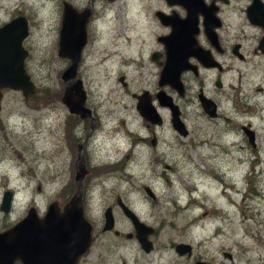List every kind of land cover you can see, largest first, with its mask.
<instances>
[{"label":"rangeland","instance_id":"rangeland-1","mask_svg":"<svg viewBox=\"0 0 264 264\" xmlns=\"http://www.w3.org/2000/svg\"><path fill=\"white\" fill-rule=\"evenodd\" d=\"M61 1H67L75 8L89 5L91 13L95 11L101 15L100 19L85 24L87 42L76 69L87 94L85 105L91 111L99 112L102 118V130L96 132L89 149L96 155L95 162L104 163L105 168L97 170L88 179L87 203L84 205L87 219L92 221L94 236L88 257L90 261L93 264H172L176 254L170 243L186 241L194 250L212 255H219L222 250L229 251L233 256L232 263L238 259L241 264H257L258 258L264 256V245H260L257 235H254L259 229L233 207L226 206L225 201L228 202L227 196L232 195V191L228 194L220 192L221 186L210 179L209 173L199 175L196 148L186 145L182 148L181 144L194 142V134L183 139L175 136L164 111L162 114L166 123L160 134L162 142L156 150L166 154L165 165L170 169L161 165L154 172L147 161L150 149H146L144 144L130 142L128 129L132 128L134 134L145 132L129 92H135L139 84L149 81L152 72L151 68L139 63L140 44L144 40L145 52L149 51V46L159 48L154 43V37L165 30L153 10L165 9L164 3L161 0H0V24L18 15L27 19L29 32L24 45L29 53L25 62L39 92L43 89H48L49 93L58 90L62 83L61 73L69 64V60L57 55ZM220 16L224 22L220 33L230 42L241 30L247 35L254 31L244 12L240 13L233 7H224ZM243 53V60L228 52L219 57L216 55L229 70L221 75L220 89L214 86L213 75L217 72L209 70V79L204 80L205 89L220 104L218 110L229 107L234 101L238 103L244 108V121L249 120L259 130L258 133L263 134L264 55L256 53L253 56L246 50ZM127 60L131 61L124 67ZM119 76L124 77L127 87L124 88L118 81ZM184 78L187 88L182 97L167 87L166 90L180 103V110L190 129L192 111H198L195 92L200 77L185 75ZM155 86L154 81L148 88ZM3 97L0 108V199L5 188H9L13 192V202L8 212L0 211V231L22 218L30 206L39 215L44 214L52 201L62 206L72 190L68 186V153L63 149L66 106L60 99H53L35 109L14 91L5 93ZM108 111L109 116L106 114ZM218 123L221 125L220 120ZM211 133L215 135L212 128L204 137L211 138ZM260 136L264 146V135ZM240 144L245 147L243 141ZM208 150L209 146L202 150V157L205 158L202 164L215 163L213 172L217 174L219 169L227 172L225 166L228 161L231 169L232 162L236 188H240L238 181L241 176L249 171L254 187L264 182V152L254 157L255 160L262 159L263 163L259 166L253 164V156L247 154L248 164L241 171L236 154L231 159V154L228 158L227 155H219L216 150L217 154L212 156L211 150ZM186 155L189 158H185ZM108 162H116L115 169ZM205 167L208 169V166ZM161 172H165V177H159ZM144 185L150 186L155 200L143 192ZM116 197L127 202L144 223L156 230L150 238L154 249L149 254L143 253L134 239L125 238V234L132 231L128 225L123 227V217L117 208L114 215L118 228L123 229L122 234L116 237L112 233L98 232L100 214ZM238 200L239 195H236L235 201ZM260 230V239L263 240L264 224ZM229 262L225 261V264Z\"/></svg>","mask_w":264,"mask_h":264},{"label":"water","instance_id":"water-1","mask_svg":"<svg viewBox=\"0 0 264 264\" xmlns=\"http://www.w3.org/2000/svg\"><path fill=\"white\" fill-rule=\"evenodd\" d=\"M112 1V0H108ZM168 5H179L185 9V15L180 18L176 13L165 15L160 10L156 12L158 21L170 26V33L160 36L158 41L164 44L166 56L159 74L158 85L169 86L183 95L180 74L191 69L196 73L195 66L188 61L194 57L202 66L213 67L217 65L209 54L196 41L198 33V15L201 16L203 31L206 39L218 48L217 34L214 28L220 25L216 16L217 8L211 1L205 0H166ZM62 18L58 33L57 55L69 60L68 66L61 73L64 90L60 98L66 106L68 113L80 118L91 117L89 108L84 105L86 98L83 83L77 77V66L80 54L87 42L86 22L89 18V5L80 11L69 3H62ZM245 18L251 25H256L264 32V7L259 0H252L245 8ZM29 27L25 16H16L0 24V100L1 89L8 88L19 91L25 99L34 93L35 85L30 75L25 72L24 58L28 51L22 46V40L28 35ZM261 51L264 49V34L259 40ZM218 66V65H217ZM218 87V81L216 82ZM144 91L139 97L135 109L140 117L150 121L159 122L155 112ZM159 104L167 107L171 113V125L174 129L185 134L179 117L177 104L165 91L156 93ZM201 107L209 116H215V102L206 98L202 91L198 95ZM1 111V109H0ZM249 137V136H248ZM251 140V137H249ZM82 173H76V190L60 208L56 201L49 203L41 217L33 206L27 213L12 226L0 231V264H76L77 259L84 254L90 246L91 225L84 217L80 198V180ZM145 193L149 196L150 189L145 186ZM152 197V196H151ZM13 193L6 189L0 199V211L6 213L12 205ZM124 216L130 220L136 241L141 249L147 253L151 249L149 236L155 232L153 227L138 219L136 213L119 201ZM113 220L109 210L105 212L104 229H111ZM132 234H127L131 237ZM189 244L177 243L174 247L179 254L189 252Z\"/></svg>","mask_w":264,"mask_h":264},{"label":"flooded vegetation","instance_id":"flooded-vegetation-1","mask_svg":"<svg viewBox=\"0 0 264 264\" xmlns=\"http://www.w3.org/2000/svg\"><path fill=\"white\" fill-rule=\"evenodd\" d=\"M161 1L164 3L165 9L159 8V9L153 10L155 17H156V12L160 10L165 15H171V13L174 12L180 18H183V16L185 15V9L181 8L179 5H174V4L168 5L166 0H161ZM211 1L214 3L216 7H218L216 16L220 20V25L217 28H214L217 34V42L219 43L218 48L214 47L211 44V42H209L206 39L205 33L203 31L202 19L200 15H198V20H199L198 33L195 34V39L197 43L204 50H207V49L209 50V54H211L212 58L215 60L218 66L215 65L213 67H205V66H202L199 63V61L195 59L194 57H189L188 61L191 65L195 66L196 73H194L191 69H187L181 72L180 77H179L181 78L182 87L184 90L183 95L187 88L186 79L184 78V76L189 75L194 78H197L198 76L200 77V79L198 80L197 88H196L197 92H195V100L197 101V104H198V111L197 109H194L192 111V114H191L192 117L190 121L192 126L189 129L188 124L185 123V115L180 110V103L177 102V100H175L172 97L170 91L166 90V87L169 88L170 90H173V89H171L167 85L162 86V87L158 85V81H159L158 77L162 69L164 60L166 58V56L164 55V52H165L164 44H162V42L160 43L158 41V38L160 36H165L170 33V26L162 24L159 21V23L162 25V28L165 30L160 35H157L154 37V43L155 45H159V48H152L151 46H149L148 48L149 51L145 52L143 49L144 43H145L144 40H141V44H140L141 48H140L139 56H138L140 59L139 63L145 66L146 68L152 69L151 74L149 73L151 75L150 78H148L149 81H143L141 84H139L138 86L139 89H137L135 92H132V91L129 92V98L132 101V103H134V107H135L138 101V97L142 93H144V91H146L148 93L147 96L149 98L150 103L153 105L155 112L159 116V122H156V121L150 122L140 117L141 118L140 122L143 126L141 128L144 129L145 133L140 134L137 132L136 134H134L135 132L132 128L130 130L128 129L127 132L129 133L131 144H135L138 142L139 145L142 146V144H144L146 146V149L148 150L150 149V152L148 153L147 161L149 165L153 168V172L155 171V168L157 166H161V165H164L165 168L170 169L167 165H165L166 154L164 152H158L156 150L158 144L162 142V138L160 137V134L162 133L164 129V124L166 123V119L164 115L162 114L164 111L168 115L167 123L169 125V128L171 129L172 133L175 136L183 139V138H187L189 134H194L196 136V139L194 140V142L193 141L192 142L186 141L184 143L182 142L181 143L183 145L182 148H185V145L187 147L194 146L196 148L198 162H200L196 166L199 175L201 174L203 175L204 173H209L210 179L217 181L218 184L221 186L220 192L228 194V192L230 193L232 191L231 192L232 195L228 194L227 196L228 202L225 201L226 206L233 207V210L238 211L242 215V217L245 218V220L247 221L251 220L253 225H255L257 229H259L257 230V232L254 233V235H257L260 245L263 246L264 239L263 240L260 239V236H261L260 228L264 224V217H261L262 213H264V182H260L259 184H257L256 187H254L252 183V179H249V173H250L249 171L248 173H246V175L243 174L241 176L240 181H238L239 178H237L240 188H236L237 184H236V179L234 178V173L232 172L233 170L232 162H231V169H230V161H228L225 166V169L227 170V172L222 169H219L216 174L215 172H213V168H216L215 167L216 164L213 163L211 165L208 162L202 164V160L205 161V158L202 157L201 153H202V150L206 148V146H209L208 151L210 152L211 150L210 153L212 154V156H215L217 154L216 150L219 151L218 153L219 155L224 154V155H227L228 158H230L229 155L231 154V159L236 154L235 156H236L237 164L240 167L241 171L243 169V166L248 164L249 160H247V154L253 156V159H252L253 164H256L259 166V163H263L262 159L255 160L254 157L255 156L259 157L261 152H264V146L260 142V139H261L260 135L263 136L264 133L263 134L258 133L259 130H257L249 120H247L246 122L244 121L245 119L244 118L245 117L244 108L239 107L238 103H236L235 101L229 107H225V108H222L221 110H218V108L220 107V104L214 99L213 96L207 93V89H205L204 80L208 81L209 77H207V73L209 70H215L217 74L213 75L214 86L215 88L220 89L222 85L221 75L223 74L224 71L229 70V68L226 65H224V63L220 62L221 60L218 61V57L220 55H224L227 52L230 55L235 56L239 60H243V58L245 57L243 53V51L245 50L248 52L250 51L253 56H255L256 53L260 55H264V49L263 51H261L259 44H258L264 32L258 26L251 25L249 23L252 26V29L254 28V31L250 33L249 35H247L243 33V30H241V32H238L239 34L235 36L234 40L230 42V40H228L227 38H224L222 34L220 33L221 31L220 28L224 24V22H222L220 15L223 13L224 7L225 8L233 7L235 10H238V12L240 13L244 12V15H245V8L251 4L252 0H205L206 3H209ZM61 2L63 3V1ZM259 2H261L264 7V0H259ZM87 7H84V8H87ZM84 8L79 7L75 9L78 12ZM61 11H62V8H61ZM89 13L90 15H89V18L86 24L94 22V20L100 19L101 17V15L95 13V11L91 13L90 9H89ZM61 18H62V14L60 16V22H61ZM26 37L23 38L22 43H21V46L25 50H27L24 45V41L26 40ZM216 55H218V57ZM27 56L23 60L26 73H28L26 62H25ZM129 61L131 60H127V62L124 63V67H127L129 65ZM155 68H156V72H154ZM152 78L156 82V86L150 89L148 88L149 85H151L154 82ZM118 81L122 83L124 88L127 87V82L124 81L123 76H119ZM217 81L219 84L218 87L216 86ZM159 90L165 91L172 98V102L177 104V108L180 113L179 114L180 120L182 124H184L182 131L184 130L185 134H181L182 132H179V130L174 129L173 125H171V121H170L171 113L169 109L165 106L162 107L157 101L156 93ZM12 91L20 93L19 91H16L13 89L12 90L8 88L1 89L0 108H1V105L4 99L3 97L4 94L12 92ZM173 91H176V90H173ZM201 91H202V94L206 98L208 99L210 98L211 100L215 102V111H216L215 116H211V115L209 116L202 109L201 103L198 100V95ZM183 95H179V96L182 97ZM86 103H87V94H86V98L84 101V105ZM228 108H229V111H227ZM90 113H91L92 118L90 117L80 118L75 114L68 113L67 111L64 124H63L64 141H65V145L63 146V149H65L68 153L66 164H67L68 172L70 176L68 186L72 189L71 191L73 194L74 191L76 190V184H77L76 173H82V177L80 180V187H81L80 198H81V203H82V210L84 211V217L86 218L87 221L89 220L87 219L86 212L84 210V205H86L87 203L86 192H87V184L89 183L88 179L90 178L91 174L97 172V170L105 168L104 163L95 162L96 155H94L91 152V149H89L91 146V141L94 135L96 134V132L99 130H102L100 126L102 118L99 112H96V110L94 112L90 110ZM109 113L110 111L106 112L107 115ZM228 113H229V116H228ZM218 120H220L221 125L218 123ZM200 123L202 125H200ZM141 128H139V130H141ZM211 128L213 129V132L215 135L211 133L212 135L211 138L204 137L206 136L207 130ZM218 128H220L221 130H219ZM222 135H224L223 141H222ZM190 136H193V135H190ZM248 136L251 137V140L249 139ZM229 139H230V146H229ZM241 141L245 143V147H242V145L240 144ZM258 143H260V145ZM206 155L207 153H205V157ZM200 156L203 159L199 158ZM185 158H189L188 155H186ZM108 164L109 166L113 165L112 169H115V167L117 166L116 162H108ZM205 166H208V169H206ZM202 167H204V169ZM153 175L157 176V174H153ZM158 175L160 178H162V177H165L166 174L165 172H161ZM230 179L232 180V183ZM145 186H148V185H144L142 187L143 192H145V188H144ZM148 187L151 192L150 195L152 196V197L150 196V198L152 200H155V195L153 191L151 190L150 186ZM6 189H9V188H5V190ZM236 195H239L238 202L235 201ZM119 201H122L128 208L134 211V209H132L129 206V204H127V202H124L122 198L116 197V199H114L113 202H111L109 205H106V207L100 214L99 223L97 225L98 232H101L106 235H110L112 233L116 237H119L120 234H122L123 229L120 230L118 228L117 220L114 215V209L117 208L121 213V217H123V223H122L123 227L128 225L130 227V231H132V232L126 233L125 238L134 239L136 241L135 237H133L134 236L133 226L130 220L124 216L121 208L119 207ZM62 206H59V207L61 208ZM220 209L222 210V208ZM106 210H109V213L111 214V218L113 220V225L111 229H108V230L104 229ZM138 219L140 218L138 217ZM140 220L143 221L142 219ZM89 223L91 225L90 246H89V249L77 259L76 264H93V261H90V258H88L89 251L93 245L92 241L94 239L93 232H92L93 231L92 221H89ZM155 233H156V230L153 234L149 236V240L151 242V249L147 253H145L141 249V247L139 246V243L136 241L138 243L140 250L143 253L149 254L154 249V243L150 238ZM127 234H132V236L127 237ZM181 242L190 245L188 249L189 252L184 251L183 253L179 254L178 252H175V249H174L177 243H174V242L170 243V246L173 252H175L176 254V260H174L172 264H225V261H230L228 264H241L238 259L236 260L235 263L231 262V260H233V256H232V253L229 251L227 252V251L222 250L221 252H219V255L217 253L215 255H212L211 253L209 254L206 251L200 252V251L194 250V248L189 242H186V241H181ZM181 242H178V243H181ZM15 264H21V263L16 262ZM257 264H264V256L263 257L260 256L258 258Z\"/></svg>","mask_w":264,"mask_h":264},{"label":"trees","instance_id":"trees-1","mask_svg":"<svg viewBox=\"0 0 264 264\" xmlns=\"http://www.w3.org/2000/svg\"><path fill=\"white\" fill-rule=\"evenodd\" d=\"M64 90V84L61 83L58 87V90L49 93L48 89H43L42 92H39L37 88H35V91L33 94L29 95L27 99L24 100V102L28 105H30L32 108H41V106H45L53 99L59 100L61 98V94ZM72 191H70L71 193ZM70 193L68 194V197L70 196ZM12 225V224H11ZM8 225L7 227L11 226ZM5 227V229H7Z\"/></svg>","mask_w":264,"mask_h":264}]
</instances>
